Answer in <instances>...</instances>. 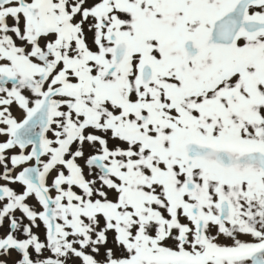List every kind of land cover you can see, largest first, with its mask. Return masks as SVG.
<instances>
[{"label":"snow or ice","instance_id":"obj_1","mask_svg":"<svg viewBox=\"0 0 264 264\" xmlns=\"http://www.w3.org/2000/svg\"><path fill=\"white\" fill-rule=\"evenodd\" d=\"M0 264H264V0H0Z\"/></svg>","mask_w":264,"mask_h":264}]
</instances>
